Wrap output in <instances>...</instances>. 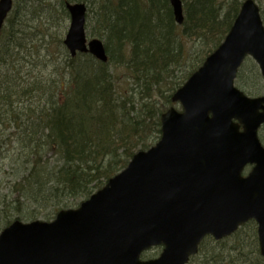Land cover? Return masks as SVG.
<instances>
[{
  "label": "trees",
  "instance_id": "1",
  "mask_svg": "<svg viewBox=\"0 0 264 264\" xmlns=\"http://www.w3.org/2000/svg\"><path fill=\"white\" fill-rule=\"evenodd\" d=\"M75 1L86 3L106 62L64 47L65 3ZM181 2V24L168 0L13 4L0 32V158L13 176L0 191V230L77 206L158 140L171 95L221 43L242 0ZM188 264H261L256 224L204 238Z\"/></svg>",
  "mask_w": 264,
  "mask_h": 264
},
{
  "label": "water",
  "instance_id": "2",
  "mask_svg": "<svg viewBox=\"0 0 264 264\" xmlns=\"http://www.w3.org/2000/svg\"><path fill=\"white\" fill-rule=\"evenodd\" d=\"M175 22L181 0H168ZM12 0H0V31ZM63 45L71 57L107 61L103 42L87 39L86 4L66 2ZM251 57L264 78V26L254 0H243L222 42L172 94L180 110L160 116V137L87 199L50 221L13 220L0 231V264H186L206 235L221 239L257 225L264 264V93L233 85ZM252 164L246 176L241 171ZM152 247L153 258L141 259Z\"/></svg>",
  "mask_w": 264,
  "mask_h": 264
},
{
  "label": "rangeland",
  "instance_id": "3",
  "mask_svg": "<svg viewBox=\"0 0 264 264\" xmlns=\"http://www.w3.org/2000/svg\"><path fill=\"white\" fill-rule=\"evenodd\" d=\"M255 2H257V4L259 2L260 4L264 5V0H255ZM13 4L16 7L18 6V8L20 9L25 3L24 0H13ZM59 21L60 23H62L61 20ZM89 23L90 22H88V24ZM67 26H68V19L66 21V28ZM86 34L88 37H91L88 30H86ZM255 72H258L255 62L251 58L247 57L244 60L239 70V73L241 74L240 79L239 81H235V85L238 87L242 85L241 89L245 88V90L247 91L246 93L250 96L261 94L262 91L264 90V80L261 78L260 79L256 78ZM260 137H262L261 139L264 144V126L260 130ZM9 149L10 147L7 148L6 145H3V147H1V156L7 154L9 152ZM8 167H9V163L7 159L0 158V182H1L0 191L2 192H6L9 189L11 185L10 180H12L13 178ZM248 170L249 169L246 168L244 170V173H246ZM159 251H160L159 248L158 249L153 248L149 252L145 253L144 257L145 258L155 257Z\"/></svg>",
  "mask_w": 264,
  "mask_h": 264
},
{
  "label": "flooded vegetation",
  "instance_id": "4",
  "mask_svg": "<svg viewBox=\"0 0 264 264\" xmlns=\"http://www.w3.org/2000/svg\"><path fill=\"white\" fill-rule=\"evenodd\" d=\"M247 168H249V167H247ZM147 253V252H146ZM145 255V254H144Z\"/></svg>",
  "mask_w": 264,
  "mask_h": 264
}]
</instances>
